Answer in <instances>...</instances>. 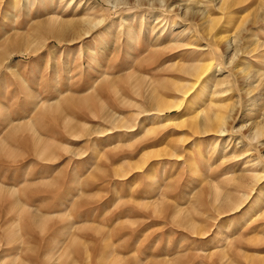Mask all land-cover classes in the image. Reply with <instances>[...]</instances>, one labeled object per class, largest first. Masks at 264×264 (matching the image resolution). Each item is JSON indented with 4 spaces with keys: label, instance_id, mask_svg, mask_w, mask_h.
Here are the masks:
<instances>
[{
    "label": "rangeland",
    "instance_id": "rangeland-1",
    "mask_svg": "<svg viewBox=\"0 0 264 264\" xmlns=\"http://www.w3.org/2000/svg\"><path fill=\"white\" fill-rule=\"evenodd\" d=\"M261 128L264 0H0V264H264Z\"/></svg>",
    "mask_w": 264,
    "mask_h": 264
},
{
    "label": "bare ground",
    "instance_id": "bare-ground-1",
    "mask_svg": "<svg viewBox=\"0 0 264 264\" xmlns=\"http://www.w3.org/2000/svg\"><path fill=\"white\" fill-rule=\"evenodd\" d=\"M217 1H219V0H217ZM191 2V1H190ZM226 4H227V2H225ZM229 3V2H228ZM161 4V3H160ZM169 4V3H168ZM219 4V3H218ZM221 5L223 6V4H222V2H221ZM222 6H220V7H222ZM220 7H217L218 8V10L219 11H222V12H224V10H220L219 8ZM186 8V7H185ZM224 8V7H223ZM222 9V8H221ZM230 9V8H229ZM228 9V10H229ZM172 11V10H171ZM228 12V11H227ZM226 12V13H227ZM225 13V12H224ZM194 11H193V8H186V10L184 11V15L185 16H187V15H193L194 16ZM190 17V16H189ZM196 18V17H195ZM187 19V18H186ZM192 19H193V17H192ZM209 20V19H208ZM215 20H212V22H214ZM217 21V20H216ZM215 21V22H216ZM219 21V20H218ZM209 22V21H208ZM211 22V24H214V23H212ZM209 26V25H208ZM213 26L214 25H212V28H213ZM202 27V26H201ZM216 27V26H215ZM214 27V28H215ZM213 28V29H214ZM210 29V28H209ZM211 30V29H210ZM207 33H209V32H207ZM221 33V32H220ZM211 34V31H210V33H209V35ZM208 36V35H207ZM211 37H212V35H211ZM224 37V36H223ZM213 38V37H212ZM225 39H227L226 37H225ZM222 41V37H221V39H218V41ZM225 42H227V40L225 41ZM230 45V44H229ZM231 47V46H230ZM235 55V54H234ZM230 65V64H229ZM203 67V66H202ZM247 67V66H246ZM192 68V67H191ZM198 68V67H197ZM196 68V69H197ZM244 68V67H243ZM247 68H249V67H247ZM204 69H198V71L195 73V76L197 77V78H199V77H202L201 75H203L204 73ZM240 74V73H239ZM245 74V73H244ZM243 74V75H244ZM209 76H211V75H209ZM189 77V76H188ZM245 77H247V76H245ZM243 79V78H242ZM192 81H193V79H192ZM243 82V81H242ZM194 83V82H193ZM196 83H198L197 81H196ZM202 83V82H201ZM244 83V82H243ZM194 86V85H193ZM199 87V86H198ZM217 116V115H216ZM216 116L213 118V120L214 119H216ZM211 120V119H210ZM213 120H211V122H213ZM206 121H207V119H206ZM216 122H217V131L216 132H219L220 134H222L223 133V131H224V129L222 128L223 127V125H225V118H217L216 119ZM262 125V124H261ZM257 132V131H256ZM264 134V128H261L260 130H258V132H257V134L256 135H262V136H264L263 135ZM253 139H254V137H253Z\"/></svg>",
    "mask_w": 264,
    "mask_h": 264
}]
</instances>
